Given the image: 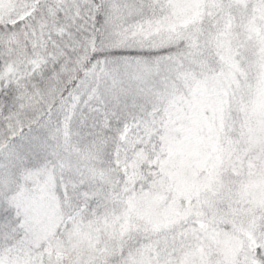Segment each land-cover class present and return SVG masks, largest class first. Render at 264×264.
<instances>
[{"label": "snow or ice", "instance_id": "obj_1", "mask_svg": "<svg viewBox=\"0 0 264 264\" xmlns=\"http://www.w3.org/2000/svg\"><path fill=\"white\" fill-rule=\"evenodd\" d=\"M0 264H264V0H0Z\"/></svg>", "mask_w": 264, "mask_h": 264}]
</instances>
